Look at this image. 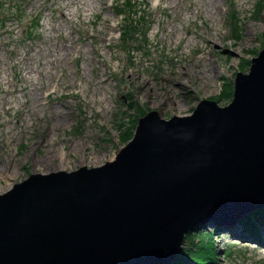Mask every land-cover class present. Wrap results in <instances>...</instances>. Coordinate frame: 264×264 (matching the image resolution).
<instances>
[{"label": "rangeland", "instance_id": "rangeland-1", "mask_svg": "<svg viewBox=\"0 0 264 264\" xmlns=\"http://www.w3.org/2000/svg\"><path fill=\"white\" fill-rule=\"evenodd\" d=\"M4 1L0 196L30 176L115 161L150 111L170 120L193 116L203 100L228 106L237 73H249L264 49L262 0H138L147 19H137L129 48L119 40L128 21L115 14L118 0ZM245 213L196 227L217 230L218 254L206 264H264V238L245 228Z\"/></svg>", "mask_w": 264, "mask_h": 264}, {"label": "water", "instance_id": "water-1", "mask_svg": "<svg viewBox=\"0 0 264 264\" xmlns=\"http://www.w3.org/2000/svg\"><path fill=\"white\" fill-rule=\"evenodd\" d=\"M249 70L237 73L228 106L203 100L193 116L170 120L149 112L115 161L30 176L1 195L0 264H135L144 254L171 263L214 216L201 214L244 202L249 190L253 202L238 213L263 208L264 49ZM161 204L157 227L147 218Z\"/></svg>", "mask_w": 264, "mask_h": 264}, {"label": "trees", "instance_id": "trees-1", "mask_svg": "<svg viewBox=\"0 0 264 264\" xmlns=\"http://www.w3.org/2000/svg\"><path fill=\"white\" fill-rule=\"evenodd\" d=\"M259 7V6H258ZM261 7H264V0L261 2ZM259 15V13H258ZM234 32H239V25H235ZM137 31L133 27V23L126 27L123 42H131L135 38ZM239 34V33H238ZM130 35V36H128ZM249 63L248 65H250ZM233 95V85L229 89L228 95ZM138 125V124H137ZM135 124H132L131 128L127 131V137L124 140V143L129 142L131 140V132L135 128ZM242 223L245 228L253 233L256 237L263 238L264 237V207L260 208L256 211H250L246 213L242 219ZM248 225V227H246ZM259 231L260 235H257L255 232ZM192 232V231H191ZM200 236L202 240L195 244L194 237ZM187 239L190 240V247L186 251H182L178 254L177 258L172 261V264H206L207 262L212 261L216 253V248L213 243L212 234H203L201 235V231L196 230L195 234H188ZM209 239V248H205L203 245V240Z\"/></svg>", "mask_w": 264, "mask_h": 264}, {"label": "bare ground", "instance_id": "bare-ground-1", "mask_svg": "<svg viewBox=\"0 0 264 264\" xmlns=\"http://www.w3.org/2000/svg\"><path fill=\"white\" fill-rule=\"evenodd\" d=\"M190 40H192V39H190ZM62 160H63L62 165L65 168L66 164H67V158H66V154L65 153H62ZM251 194H252L251 190L245 192V194H244L245 195V201L244 202H241V203H237V202L229 203V207L226 208L225 210L219 209L217 211V213H214V214H201L200 216L203 217V216H207V215H214V216H211V217L208 218L209 222L210 221H216L218 224H226L227 225V217L226 216H227L228 213H231L230 209H235L237 211L236 213H238L241 208L249 207L252 204V202H253V201L251 202V199L249 198V196ZM165 209H167V205L161 204V205H159L157 207V210H153L152 212H149L148 213V218H147L148 222L149 223H153L154 221H156V226L159 227L160 224L164 220V215H163V213H160V212L164 211ZM153 254H156V253H153ZM157 255L156 256L155 255H149L148 256V255L144 254V256L142 257L143 259H140L139 261H136L135 264H148L149 262H156L157 264H160V263L169 261V259H170L169 256H167V258L166 257L165 258H160V256H159L160 254L158 256ZM173 256H174V254H173Z\"/></svg>", "mask_w": 264, "mask_h": 264}]
</instances>
